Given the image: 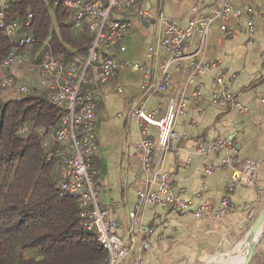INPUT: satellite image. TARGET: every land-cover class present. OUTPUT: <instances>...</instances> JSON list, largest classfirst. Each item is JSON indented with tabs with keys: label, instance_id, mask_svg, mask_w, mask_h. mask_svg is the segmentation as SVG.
I'll use <instances>...</instances> for the list:
<instances>
[{
	"label": "crops",
	"instance_id": "crops-1",
	"mask_svg": "<svg viewBox=\"0 0 264 264\" xmlns=\"http://www.w3.org/2000/svg\"><path fill=\"white\" fill-rule=\"evenodd\" d=\"M219 1L141 0L142 7L151 15L148 20L120 16L128 17L133 24L114 56L128 64L121 66L112 80L93 85L96 149L90 159L91 172L99 187L98 203L108 211L113 231L128 240V255L123 264L211 261L222 238L233 244L242 239L264 204V0H232L231 7L237 16L226 17L225 31L215 22L202 40L200 31L195 30L184 46L187 58L168 67L170 79L165 92L144 95L143 71L132 65L151 67L153 81L159 80L167 59L161 45L165 24L184 29L193 6ZM202 13L208 15L209 11L203 9ZM248 22L253 24L251 33L246 28ZM193 61L213 63L214 67L193 73L186 67ZM9 70L30 88L39 84L37 72L31 68ZM217 77L221 82H216ZM222 89L235 101H212V94ZM171 97L180 99L183 109L173 124L177 138L172 140L169 150L154 153L151 169L143 168L138 143L143 138L155 143L157 128L150 125L142 133L140 120L128 113L141 107L161 118ZM217 138L230 142L233 152H196L199 142L210 143ZM230 156L238 161L253 160L258 168L253 184L238 186L229 194V208L221 218L196 217L192 212L180 214L159 205H146L140 211V226L132 234L128 232V212L153 168L168 174L172 190L190 202L191 211L203 202L215 209L226 194L225 185L233 171L232 165L222 166L220 161ZM208 163L214 169L205 173ZM199 193L201 197L197 196ZM240 259L241 255L221 257L217 264H238ZM250 264H264V225Z\"/></svg>",
	"mask_w": 264,
	"mask_h": 264
},
{
	"label": "built area",
	"instance_id": "built-area-1",
	"mask_svg": "<svg viewBox=\"0 0 264 264\" xmlns=\"http://www.w3.org/2000/svg\"><path fill=\"white\" fill-rule=\"evenodd\" d=\"M6 1L0 0V31L13 44V50L0 62V83L3 87H10L13 84L12 77L7 73L11 67L33 66L39 77V90H48L50 100L66 109L58 125L46 131L41 137L46 159L53 163L57 172L60 193L70 194L76 198L83 226L95 233L98 242L106 249V264H123L128 255V240L113 231V222L108 219V211L98 203L99 187L91 172L90 159L96 149L95 102L92 90L81 93L80 87L86 82L85 74L88 67H91V82L95 85L112 80L118 69L128 64L114 56L115 49L133 24L128 17L122 18L123 15L134 16L140 20H148L151 15L142 7L141 0H62L71 14L74 30L86 29L91 37L84 62L78 67L57 59L48 48L47 42L44 43L47 48L44 47L40 55H32L29 49L34 45L35 39L27 34L25 29L31 26L33 16L29 13L22 20L8 19L5 11ZM231 2L232 0H220L218 3L205 6L202 3L196 4L186 17L187 27L184 29L169 22L165 24L161 45L167 59L159 80L153 81L151 67L132 63L133 67L143 71L141 90L144 95L162 93L168 89L170 79L168 67L187 58L184 46L195 30L200 31L202 40L215 22L220 23L222 31L226 30L224 24L226 17L229 14L237 16L236 11L232 10ZM203 9H208L209 14H203ZM247 11L250 12L251 8H247ZM246 28L251 33L252 22H248ZM186 67L193 73H201L214 67V64L193 61ZM216 82H221V79L217 77ZM14 89L17 92H26L30 88L25 84H15ZM225 99L235 101L225 89L212 94L214 102ZM262 101L264 102V98ZM182 111V103L177 97L170 98L166 113L161 118H156L141 107L130 110L129 116L140 120L142 133H145L150 125L156 127L158 132L155 143L148 138H143L138 143L143 168H152L156 151L163 152L171 148L172 140L177 138L173 131L174 120ZM219 149H228L230 152L234 150L230 142L217 138L210 143L199 142L196 152ZM220 164L233 166L231 178L225 185L226 194L219 201L217 208L213 209L208 203L203 202L193 211L190 209V202L172 190L168 174L153 168L143 188L136 192L135 202L128 212L130 219L128 232L132 234L134 229L140 226V211L146 205H159L180 214L192 212L196 217L221 218L229 208V194L238 186L253 184L258 165L253 160L238 161L232 156L222 158ZM213 169L214 165L208 163L204 172L210 173ZM197 196L201 197V194Z\"/></svg>",
	"mask_w": 264,
	"mask_h": 264
},
{
	"label": "trees",
	"instance_id": "trees-1",
	"mask_svg": "<svg viewBox=\"0 0 264 264\" xmlns=\"http://www.w3.org/2000/svg\"><path fill=\"white\" fill-rule=\"evenodd\" d=\"M5 11L16 20L32 14L25 32L35 39L34 48L47 40L57 59L83 64L91 37L86 29L74 30L62 0H7ZM12 50L0 31V62ZM90 74L88 67L81 93L93 88ZM10 76V87L0 83V264H106V249L83 226L76 198L60 193L42 146V135L58 125L66 109L38 85L8 91L17 82Z\"/></svg>",
	"mask_w": 264,
	"mask_h": 264
},
{
	"label": "water",
	"instance_id": "water-1",
	"mask_svg": "<svg viewBox=\"0 0 264 264\" xmlns=\"http://www.w3.org/2000/svg\"><path fill=\"white\" fill-rule=\"evenodd\" d=\"M246 222V220H245ZM264 225V204L260 207L255 218L252 220L248 229L245 231L242 239L233 244L225 238H222L216 246V257L204 263L199 264H217V261L221 257H234L241 255L240 262L238 264H250L259 238V231Z\"/></svg>",
	"mask_w": 264,
	"mask_h": 264
},
{
	"label": "rangeland",
	"instance_id": "rangeland-1",
	"mask_svg": "<svg viewBox=\"0 0 264 264\" xmlns=\"http://www.w3.org/2000/svg\"><path fill=\"white\" fill-rule=\"evenodd\" d=\"M52 27H53V25H52ZM36 43V42H35ZM35 43H34V45H35ZM34 45L31 47V49H29V52L32 54V55H34L35 54V56L36 55H40L42 52H43V46H42V44H41V46L39 47V48H34ZM33 48H34V50H33ZM26 53H28V52H26ZM30 53H28V54H30ZM30 54V56L32 57V55ZM13 67H16V68H19V69H23V68H27V69H29V68H31V69H33L34 71H35V69L33 68V66L31 67V66H26V65H17V66H13ZM9 71H11V70H9ZM10 73V72H9ZM11 74V73H10ZM16 84H25V83H22L21 81H18L17 80V82H16ZM26 85V84H25ZM30 88V87H29ZM8 90V89H7ZM8 91H15V89H13V88H11V89H9ZM16 92V91H15Z\"/></svg>",
	"mask_w": 264,
	"mask_h": 264
}]
</instances>
